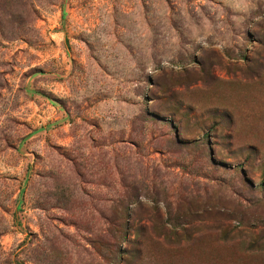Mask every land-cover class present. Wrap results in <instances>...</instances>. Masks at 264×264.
Listing matches in <instances>:
<instances>
[{
    "label": "rangeland",
    "instance_id": "374dc122",
    "mask_svg": "<svg viewBox=\"0 0 264 264\" xmlns=\"http://www.w3.org/2000/svg\"><path fill=\"white\" fill-rule=\"evenodd\" d=\"M0 264H264V0H0Z\"/></svg>",
    "mask_w": 264,
    "mask_h": 264
}]
</instances>
